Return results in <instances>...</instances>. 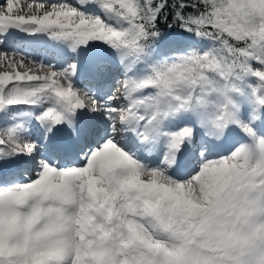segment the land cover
I'll use <instances>...</instances> for the list:
<instances>
[{"label": "snow or ice", "instance_id": "obj_1", "mask_svg": "<svg viewBox=\"0 0 264 264\" xmlns=\"http://www.w3.org/2000/svg\"><path fill=\"white\" fill-rule=\"evenodd\" d=\"M0 264H264V0H0Z\"/></svg>", "mask_w": 264, "mask_h": 264}, {"label": "bare ground", "instance_id": "obj_2", "mask_svg": "<svg viewBox=\"0 0 264 264\" xmlns=\"http://www.w3.org/2000/svg\"><path fill=\"white\" fill-rule=\"evenodd\" d=\"M25 2V0H21V3H24Z\"/></svg>", "mask_w": 264, "mask_h": 264}]
</instances>
